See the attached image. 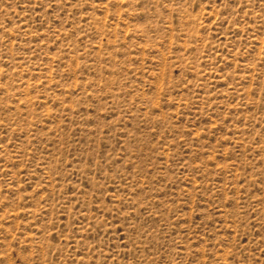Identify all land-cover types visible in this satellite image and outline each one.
Segmentation results:
<instances>
[{
  "label": "rangeland",
  "instance_id": "rangeland-1",
  "mask_svg": "<svg viewBox=\"0 0 264 264\" xmlns=\"http://www.w3.org/2000/svg\"><path fill=\"white\" fill-rule=\"evenodd\" d=\"M0 264H264V0H0Z\"/></svg>",
  "mask_w": 264,
  "mask_h": 264
}]
</instances>
